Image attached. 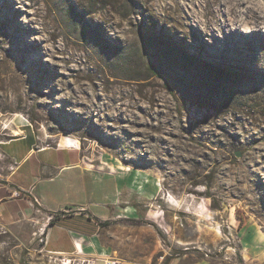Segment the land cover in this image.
Returning <instances> with one entry per match:
<instances>
[{"label": "rangeland", "instance_id": "374dc122", "mask_svg": "<svg viewBox=\"0 0 264 264\" xmlns=\"http://www.w3.org/2000/svg\"><path fill=\"white\" fill-rule=\"evenodd\" d=\"M176 1L191 28L167 9ZM203 5L0 0L1 75L16 77L0 79V138L28 126L44 145L66 140L95 176L123 178L107 196L93 178L90 210L125 209L104 224L103 258L49 253L47 223L0 224V264H166L184 252L224 264L247 227L264 233V37L219 54Z\"/></svg>", "mask_w": 264, "mask_h": 264}, {"label": "crops", "instance_id": "0c3cea01", "mask_svg": "<svg viewBox=\"0 0 264 264\" xmlns=\"http://www.w3.org/2000/svg\"><path fill=\"white\" fill-rule=\"evenodd\" d=\"M66 140L55 145L39 143L32 127L18 128L0 138V224L38 222L48 225L44 247L60 256H109L101 232L104 222L125 209L105 205L91 211L88 196L94 191L92 179H99L98 190L104 196L119 190L120 175L95 176L92 163ZM91 180V181H90ZM44 183L49 185L45 186ZM119 194V191H118ZM120 195V194H119ZM114 196V195H113ZM239 223V222H238ZM244 224V222H243ZM242 224V225H243ZM242 227V226H240ZM239 250V259L224 264H264V233L247 227ZM81 248V252L78 249ZM57 253V254H56ZM166 264H218L209 257L184 252Z\"/></svg>", "mask_w": 264, "mask_h": 264}, {"label": "bare ground", "instance_id": "6f19581e", "mask_svg": "<svg viewBox=\"0 0 264 264\" xmlns=\"http://www.w3.org/2000/svg\"><path fill=\"white\" fill-rule=\"evenodd\" d=\"M167 9L180 13L185 18V25L191 28L193 20L191 13H181L177 1L172 6H168ZM202 9L205 17L202 23L208 26L212 20L213 27L221 32L220 37L214 33L210 34L212 38L219 40L222 44L216 50L219 54L220 51L223 53L239 51L242 47L249 46V43L260 44L259 38L264 37V0H204ZM208 16L212 17L211 20ZM243 31H245L244 34ZM207 32L205 28L202 35L205 36ZM237 35L242 36V42L237 38ZM8 60L9 57H3L2 62ZM5 71L6 68L3 63L0 65V79H5L6 82L4 83L11 85V81L16 79L15 74L2 76L1 74ZM65 260V264H71V259L66 258Z\"/></svg>", "mask_w": 264, "mask_h": 264}, {"label": "trees", "instance_id": "16d2710c", "mask_svg": "<svg viewBox=\"0 0 264 264\" xmlns=\"http://www.w3.org/2000/svg\"><path fill=\"white\" fill-rule=\"evenodd\" d=\"M56 215H54L48 222V225L49 224H52L53 223V220L55 219ZM239 218V223H238V226H242L243 222H244V219L242 216H237ZM100 224H108V222L104 221V222H99Z\"/></svg>", "mask_w": 264, "mask_h": 264}, {"label": "built area", "instance_id": "2783aa9c", "mask_svg": "<svg viewBox=\"0 0 264 264\" xmlns=\"http://www.w3.org/2000/svg\"><path fill=\"white\" fill-rule=\"evenodd\" d=\"M43 227H40V229H39V233H40V235H44V232H43ZM44 237H45V235H44ZM44 237H41V241H43L44 240ZM104 264H115L114 263V261H113V259H110V258H105V262H104Z\"/></svg>", "mask_w": 264, "mask_h": 264}]
</instances>
